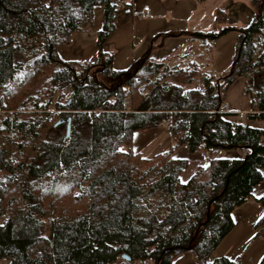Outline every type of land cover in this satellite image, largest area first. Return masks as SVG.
Instances as JSON below:
<instances>
[{
    "label": "trees",
    "instance_id": "trees-1",
    "mask_svg": "<svg viewBox=\"0 0 264 264\" xmlns=\"http://www.w3.org/2000/svg\"><path fill=\"white\" fill-rule=\"evenodd\" d=\"M249 2L247 26L190 34L238 32L229 69L200 91L181 86L195 70H171L149 52L112 69L102 48L125 0H0V262L172 264L190 251L199 264H240L211 256L234 226V208L263 179L264 129L250 121L264 118V0ZM94 5L104 9L98 62L61 59L71 33L91 27ZM240 76L253 110L231 122L216 110ZM59 90H69L62 102ZM161 124L170 149L150 159L134 153L133 132ZM182 145L245 154L210 159L181 182L187 161L170 154Z\"/></svg>",
    "mask_w": 264,
    "mask_h": 264
},
{
    "label": "crops",
    "instance_id": "crops-1",
    "mask_svg": "<svg viewBox=\"0 0 264 264\" xmlns=\"http://www.w3.org/2000/svg\"><path fill=\"white\" fill-rule=\"evenodd\" d=\"M145 7H148V16L142 15ZM216 10L223 12V22L217 21ZM103 16L102 5H94L91 27L72 32L70 42L58 48L59 57L80 63L98 62V32ZM253 17L249 0H125L118 8L116 27L102 49L112 54L114 71L129 69L147 52L152 61L171 70L193 69L195 76L181 86L184 90L204 91L207 77L212 74L217 80L232 64L238 32L230 30L214 40L190 34L218 32L227 26L245 27ZM245 84L243 76L236 78L226 88L219 105L220 108L227 104L230 112L225 118L231 122L241 121L253 110ZM239 113L244 116L239 117ZM250 125L264 129V118L253 119ZM172 143L168 125L161 124L134 131L131 148L142 158L150 159L166 152ZM244 154L242 149L191 152L182 145L173 150L170 157L187 161L179 175L181 182H186L197 167L206 166L210 159H240ZM260 171L262 181L252 188L250 198L232 211L234 226L222 238L211 259L225 256L240 264H264V224L260 223L264 205L259 202L264 197V168ZM190 264H199L191 253Z\"/></svg>",
    "mask_w": 264,
    "mask_h": 264
},
{
    "label": "rangeland",
    "instance_id": "rangeland-1",
    "mask_svg": "<svg viewBox=\"0 0 264 264\" xmlns=\"http://www.w3.org/2000/svg\"><path fill=\"white\" fill-rule=\"evenodd\" d=\"M165 80H166L165 78L161 79L162 82H164ZM68 94H69V90H59V91H57L55 93L54 100L62 102L65 98H67ZM121 149H126V146L122 145ZM2 220H3V216L0 217V223L2 222ZM190 253L192 254V252H190V251H184V252L180 253L179 255H177L174 258L172 264H176V263H179V264H190ZM192 256L194 257V259L197 260V258L193 254H192ZM0 264H9V262L7 260H3V261L0 262ZM135 264H138V263L135 262ZM148 264H152V263L148 262Z\"/></svg>",
    "mask_w": 264,
    "mask_h": 264
},
{
    "label": "built area",
    "instance_id": "built-area-1",
    "mask_svg": "<svg viewBox=\"0 0 264 264\" xmlns=\"http://www.w3.org/2000/svg\"><path fill=\"white\" fill-rule=\"evenodd\" d=\"M142 15H143V16H148V15H149V14H148V7H145V8H144V11H143ZM210 77L212 78V82H213V83H216L217 80L213 77L212 74L210 75ZM216 111H217V112H222V113H228V112H230L229 109H228L227 104H222L221 107H220L218 110H216ZM243 116H244L243 113H239V117L242 118Z\"/></svg>",
    "mask_w": 264,
    "mask_h": 264
},
{
    "label": "water",
    "instance_id": "water-1",
    "mask_svg": "<svg viewBox=\"0 0 264 264\" xmlns=\"http://www.w3.org/2000/svg\"><path fill=\"white\" fill-rule=\"evenodd\" d=\"M69 131H70V118H69L68 123H67V136L69 135ZM123 257H125L126 259L129 258V257L126 256L125 254H123Z\"/></svg>",
    "mask_w": 264,
    "mask_h": 264
}]
</instances>
